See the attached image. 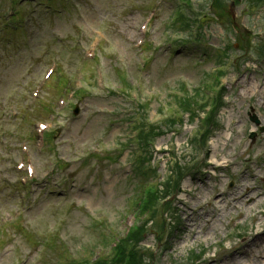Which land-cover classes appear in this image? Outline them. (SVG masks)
Returning a JSON list of instances; mask_svg holds the SVG:
<instances>
[{
    "label": "rangeland",
    "instance_id": "obj_1",
    "mask_svg": "<svg viewBox=\"0 0 264 264\" xmlns=\"http://www.w3.org/2000/svg\"><path fill=\"white\" fill-rule=\"evenodd\" d=\"M32 1V9L23 8L24 14L32 11L29 26L15 46L0 30V224H5L0 228V264H82L92 257L94 247L105 245L109 237L122 236L137 223L128 210L136 191L129 166L134 148L122 153V146L133 137L126 116L135 107L121 91L123 74L129 84L139 86L140 99L150 102L149 118L159 122L170 91L181 82L196 88L204 74L217 70V54L232 43L231 53H238L240 60L238 71L227 80L222 130L210 142V167L202 172L195 169L198 176L185 181L176 202L180 222L176 232L166 235L161 245L149 235L144 246L155 253L153 264H191L192 250L206 251L196 264H264V237L258 236L264 232V132L260 131L264 128V57H258L252 44L248 53L240 52L236 35L243 34L247 46L264 29V8L252 13L245 0L235 7L227 0L238 33H228L222 21L211 23L203 44L212 53L209 57L196 49L170 52L166 47V23L174 5L170 0ZM41 2L47 10L38 5ZM11 3L0 0V16ZM152 5L159 9L148 23ZM144 26L147 34L141 31ZM93 39L99 41L95 53L101 50L99 66L105 74L101 89L91 79L97 63L80 61ZM143 40L156 51L139 49L137 44ZM53 62L76 83L72 90L89 93L81 99L77 118L70 107L55 103L49 105L55 111L46 113L31 100L30 88L38 85ZM14 89L23 92L13 95ZM33 105L35 117L27 123L12 117L16 111L22 118ZM252 115L259 126L251 122ZM38 121L52 124L49 132H56L48 150L36 140ZM195 126L186 120L179 135L157 140L155 157L161 162V175L167 171L163 151L181 157L190 153L186 147ZM252 133L257 134L254 140ZM21 142H28L27 154L20 151ZM200 154L199 159H204ZM19 160L33 162L37 169L35 182L40 183L29 193L11 189L24 175L16 172ZM58 164L63 168L58 170ZM246 187L258 196L257 201L241 198ZM14 223L16 227L9 226ZM109 249H99L94 258Z\"/></svg>",
    "mask_w": 264,
    "mask_h": 264
},
{
    "label": "trees",
    "instance_id": "obj_2",
    "mask_svg": "<svg viewBox=\"0 0 264 264\" xmlns=\"http://www.w3.org/2000/svg\"><path fill=\"white\" fill-rule=\"evenodd\" d=\"M141 145L144 146L146 149H149V139L144 137L140 134ZM148 161V160H147ZM143 170V168H142ZM177 181L176 187L179 185V182L184 177V173L182 169H178L177 171ZM155 199L156 196L149 194L148 199L146 201L141 200V204H139V208L143 211L142 215H147L155 206ZM166 210H163L161 213V225L164 229L167 225V219L165 218ZM158 215V212H154V216L152 217L151 221L155 223L154 218ZM150 221V222H151ZM142 230L138 232L136 235L132 237L130 241L126 240L123 241L121 247L119 248L120 254V261L119 264H142V252L139 249H136L138 242L140 241L139 234L144 232V227L141 228Z\"/></svg>",
    "mask_w": 264,
    "mask_h": 264
},
{
    "label": "bare ground",
    "instance_id": "obj_3",
    "mask_svg": "<svg viewBox=\"0 0 264 264\" xmlns=\"http://www.w3.org/2000/svg\"><path fill=\"white\" fill-rule=\"evenodd\" d=\"M256 89V88H255ZM220 138V137H219ZM218 138V139H219ZM242 191H243V189H242ZM241 191V192H242ZM244 194H243V196L241 197L242 199H247V200H253V201H257V199H258V196H255V195H253V193H252V189L251 188H248V187H246V189H244ZM258 236H263L264 237V232H261V233H258ZM255 241H257V240H255Z\"/></svg>",
    "mask_w": 264,
    "mask_h": 264
}]
</instances>
